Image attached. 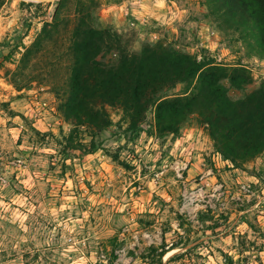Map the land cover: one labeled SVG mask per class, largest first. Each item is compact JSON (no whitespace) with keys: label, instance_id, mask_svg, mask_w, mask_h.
Here are the masks:
<instances>
[{"label":"rangeland","instance_id":"374dc122","mask_svg":"<svg viewBox=\"0 0 264 264\" xmlns=\"http://www.w3.org/2000/svg\"><path fill=\"white\" fill-rule=\"evenodd\" d=\"M58 1L0 0V264H264V151L235 166L201 116L161 132L153 108L132 126L118 105L105 127L77 126L70 146L60 104L79 0ZM199 2L90 6L130 51L171 44L249 75L233 95L257 87L264 56Z\"/></svg>","mask_w":264,"mask_h":264},{"label":"trees","instance_id":"16d2710c","mask_svg":"<svg viewBox=\"0 0 264 264\" xmlns=\"http://www.w3.org/2000/svg\"><path fill=\"white\" fill-rule=\"evenodd\" d=\"M91 2L77 3L70 45L74 61L69 89L60 104L64 117L75 126L66 137L70 146L77 126L105 127L110 123L106 106L118 105L132 126L153 108L161 132H177L187 116H201L217 151L235 166L264 151V79L257 87L233 95L231 90H245L252 82L236 67L148 40L130 51L122 34L96 25L94 9L99 3L92 8ZM57 4L60 9L65 0ZM199 4L206 10L204 17L264 56V0H200ZM177 84L184 85L181 92L167 93ZM165 252L162 249L160 256Z\"/></svg>","mask_w":264,"mask_h":264}]
</instances>
